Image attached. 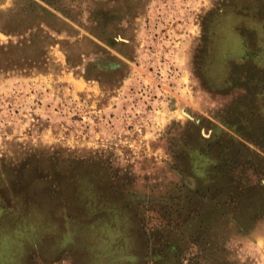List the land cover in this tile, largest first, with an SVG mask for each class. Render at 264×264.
Instances as JSON below:
<instances>
[{
  "label": "rangeland",
  "instance_id": "obj_1",
  "mask_svg": "<svg viewBox=\"0 0 264 264\" xmlns=\"http://www.w3.org/2000/svg\"><path fill=\"white\" fill-rule=\"evenodd\" d=\"M0 264H264V0H0Z\"/></svg>",
  "mask_w": 264,
  "mask_h": 264
},
{
  "label": "flooded vegetation",
  "instance_id": "obj_2",
  "mask_svg": "<svg viewBox=\"0 0 264 264\" xmlns=\"http://www.w3.org/2000/svg\"><path fill=\"white\" fill-rule=\"evenodd\" d=\"M208 28L211 29V32H209V33L206 32L204 38L207 37V40H208L210 43L213 44L212 41H214V40H213V37H214V35H215V30H216V21H213L211 27H208ZM243 37H244L243 35H239V42H240V45H242V46H241V48H242V53H241V55H243V53H244L245 50H246L245 43H246L247 40L244 41V38H243ZM203 172H204V171H203ZM205 174H208V173L205 172Z\"/></svg>",
  "mask_w": 264,
  "mask_h": 264
},
{
  "label": "trees",
  "instance_id": "obj_3",
  "mask_svg": "<svg viewBox=\"0 0 264 264\" xmlns=\"http://www.w3.org/2000/svg\"><path fill=\"white\" fill-rule=\"evenodd\" d=\"M230 7L234 8L235 5H234L233 3H231V4H230ZM230 9H231V8H228V12H235V11H231ZM225 11H226V10H225ZM226 14H227V13H226ZM218 20H219V18H218V14H217L216 17H214V18L211 19V22L216 21V23H217Z\"/></svg>",
  "mask_w": 264,
  "mask_h": 264
},
{
  "label": "water",
  "instance_id": "obj_4",
  "mask_svg": "<svg viewBox=\"0 0 264 264\" xmlns=\"http://www.w3.org/2000/svg\"><path fill=\"white\" fill-rule=\"evenodd\" d=\"M104 66H107V67H113V66H115V65H114L113 62H110V63H108V64H105Z\"/></svg>",
  "mask_w": 264,
  "mask_h": 264
}]
</instances>
